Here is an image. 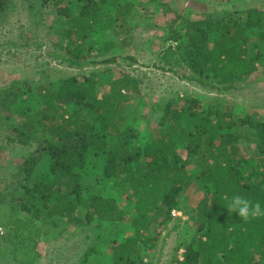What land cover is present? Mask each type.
<instances>
[{"label":"trees","instance_id":"16d2710c","mask_svg":"<svg viewBox=\"0 0 264 264\" xmlns=\"http://www.w3.org/2000/svg\"><path fill=\"white\" fill-rule=\"evenodd\" d=\"M40 1L58 5L61 0ZM109 1H88L70 20L75 42L60 57L66 66L79 65L87 32L100 21ZM11 3L0 0V22ZM71 13L69 8L59 9L60 16L70 18ZM177 18L184 24L183 33L173 29L168 39L184 41L169 47L163 59L190 69L201 82L229 91L264 65V49L257 47L252 56L248 45L250 37L263 36L252 31L264 29V7L246 9L220 26L211 18ZM121 27L129 35L125 22ZM77 79L64 75L36 89L28 83L0 88V138L6 147H33L19 176L0 190V206L9 207L1 241L12 248L13 263L37 264L42 238L58 239L77 227L84 228L90 240L80 264L104 258L108 251L111 264H146L147 251L156 248L157 237L144 233H150L158 213L169 220L178 210L182 193L195 179L188 167L195 164L205 189L198 207L199 216L205 218L204 239L198 249L189 246L179 264H264V217L245 222L226 207L240 195L264 208V156L250 160L240 148L241 143L252 144L264 154L263 121L252 116L232 120L217 106L203 110L199 99L188 96L171 99L163 104L165 128L157 138L136 147L132 143L136 118L129 117L128 105L130 95L140 93L138 80L124 75L99 96L90 79L87 85ZM179 145L186 149L185 158L178 153ZM46 157L49 175L39 169ZM100 162L101 173L93 176ZM124 200L134 204L133 235L121 240L127 216Z\"/></svg>","mask_w":264,"mask_h":264},{"label":"rangeland","instance_id":"374dc122","mask_svg":"<svg viewBox=\"0 0 264 264\" xmlns=\"http://www.w3.org/2000/svg\"><path fill=\"white\" fill-rule=\"evenodd\" d=\"M87 1V2H86ZM88 1L61 0L54 5H42L40 0H12V7L0 22V88L10 85L30 84L34 89L50 79L64 75L76 76L78 83L87 85V79L94 84L99 96L109 92L113 82L124 75L135 77L140 85L139 94H131L129 117L136 118L132 143L136 147L146 145L157 138L163 128V104L171 99H199L203 110L217 106L229 119L252 116L264 122V65L246 80L236 84L229 91H221L212 84L201 82L197 76L184 66H174L163 59L169 47H177L184 41L169 40L173 29L183 33V22L179 17L191 19L211 18L216 26L228 23L239 17L242 11L263 8L264 0H110L108 7L101 13L100 21L89 28L78 59L79 65L68 67L61 62V56L67 55L65 49L75 42L71 34L70 20L76 18ZM98 1V0H96ZM133 4L132 6H129ZM71 9V17L59 14V9ZM92 13L94 9L89 8ZM129 29L128 36L121 32V25ZM248 45L250 54L255 56L257 47L264 49V29H253ZM72 37V38H71ZM113 57L119 60L103 63ZM216 87H219L217 81ZM165 128V127H164ZM163 128V129H164ZM1 134V133H0ZM0 146L5 141L0 138ZM0 151V190L6 181H13L19 176L22 163L33 147L21 145L5 146ZM240 148L245 158L256 160L264 154L255 145L241 143ZM178 153L186 157L184 146H178ZM103 163L97 164L93 176H99ZM41 172H50L48 157L39 165ZM195 179L180 197L179 214L165 220L158 213L153 218L150 233L146 237H157V246L147 251L146 264H179L183 261L187 248L198 249L204 239L202 224L205 218L198 213L200 202L205 197V189L198 177L195 164L188 167ZM112 186V185H110ZM9 191H4L7 195ZM126 228L122 238L133 235L131 221L134 218L133 202L124 200ZM82 213V214H81ZM85 217V211L81 210ZM21 216L29 217L22 213ZM9 207L0 206V264H15L10 252L12 248L1 241L6 230ZM84 228H70L63 237L52 239L44 237L38 245L41 258L37 264H80L90 240ZM143 249V247H141ZM143 251V250H142ZM146 251V250H144ZM112 253L104 258H91L90 264H111Z\"/></svg>","mask_w":264,"mask_h":264},{"label":"clouds","instance_id":"9594fccd","mask_svg":"<svg viewBox=\"0 0 264 264\" xmlns=\"http://www.w3.org/2000/svg\"><path fill=\"white\" fill-rule=\"evenodd\" d=\"M226 207L230 213H238L245 222L264 217V208L259 201L253 202L240 195L233 196Z\"/></svg>","mask_w":264,"mask_h":264},{"label":"built area","instance_id":"2783aa9c","mask_svg":"<svg viewBox=\"0 0 264 264\" xmlns=\"http://www.w3.org/2000/svg\"><path fill=\"white\" fill-rule=\"evenodd\" d=\"M177 213L179 214V211H178V210H173V212H172V214H173L174 216H176Z\"/></svg>","mask_w":264,"mask_h":264}]
</instances>
